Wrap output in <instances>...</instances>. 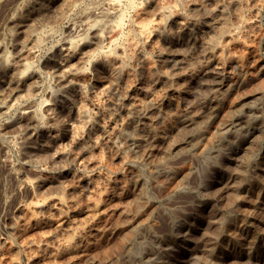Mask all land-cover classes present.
I'll return each instance as SVG.
<instances>
[{
	"label": "rangeland",
	"instance_id": "374dc122",
	"mask_svg": "<svg viewBox=\"0 0 264 264\" xmlns=\"http://www.w3.org/2000/svg\"><path fill=\"white\" fill-rule=\"evenodd\" d=\"M25 1L0 0V44L14 58L15 41L5 22L23 14L26 23L20 31L24 38L35 39L28 62L38 80L35 91L19 95L20 102L51 105L39 118L57 141L41 140V151L24 156L18 142L27 120H16L15 107L6 119L0 118V264H264V0H161L173 1L168 5L176 10L179 28L185 29L178 32V26L169 25L167 38L151 33L145 41L134 30L155 18V11L145 4L134 6L137 0H121L119 41L100 50L124 51H118V76L116 65L98 63L101 56L85 64L73 80L84 83L80 100L72 92L48 96L58 84L55 67L47 60L50 50L70 37V30L76 40L83 37L82 23L94 18L116 21L114 16L101 17L112 12L108 0H41V5L30 0L27 9ZM70 2L74 7L64 10ZM88 11L95 17H84ZM191 24L198 28L190 29ZM163 52L175 60L167 67L159 56ZM211 56L220 72L200 75ZM214 102L217 113L209 116L208 106ZM235 117L242 118L243 129L239 126L233 137L220 134L223 123ZM128 120L134 123L127 130ZM44 202V209L36 208Z\"/></svg>",
	"mask_w": 264,
	"mask_h": 264
},
{
	"label": "bare ground",
	"instance_id": "6f19581e",
	"mask_svg": "<svg viewBox=\"0 0 264 264\" xmlns=\"http://www.w3.org/2000/svg\"><path fill=\"white\" fill-rule=\"evenodd\" d=\"M12 1V0H11ZM121 0H108V6L110 8V10L112 12H108V9H107V12L108 13H104L101 17L102 18H107V17H110L112 18L114 16V18L116 17V21L114 22H110V21H104V19H101V20H98L96 18H94V20H92L91 22H85V23H82V33H83V37H81L80 39L76 40L75 37H77V35H74V30H70L69 34H70V37H68V39L64 40L63 42H60L58 45L54 46L52 48V50H50V54H49V57H48V60L47 62L48 63H51L52 64V67L54 66V78L53 79L55 81V83L57 82L58 84V87L56 88V91H53L51 92L48 96H51L52 97H55L56 93L59 92V93H68V92H72L75 96V100H80L82 98V95H81V86L80 84H76L74 80V78L80 74V70L81 68H83V66L85 64H91L90 62L91 61H94L93 59H96L97 60V57L98 56H101V58L99 59L98 63L104 67H108V65L111 66L112 65H116V67L114 68L117 72H115V76H118V72L120 70V65L117 66V64H120L122 63V58L118 51H120L122 54H124L123 50L116 47L114 49V52H108L110 50H108L107 52H103V51H100L102 46L103 45H107L108 47H115V45L117 44V42L119 41V37H120V25H121V17L122 15H117L118 14V9H119V3H120ZM171 1V0H170ZM206 2V0H204ZM212 1V0H211ZM244 1V0H242ZM241 1V2H242ZM246 1V0H245ZM248 1V0H247ZM7 2V1H6ZM5 2V3H6ZM35 2V0H34ZM41 0H36L35 3L37 4H40L41 5ZM98 2V0H97ZM122 2V1H121ZM229 2V1H228ZM14 3V2H13ZM34 3V4H35ZM83 3V2H82ZM101 3V2H100ZM103 3H104V0H103ZM167 2H165L164 4V1L163 3L161 2V0H137L136 4L134 6H138V5H143L144 7L147 5L149 8H151V11L154 10L155 11V18H152V20H150L147 24L144 25H141V26H136L135 27V30L140 41H145V39L149 36V34L151 35V33H155L159 36H162L164 39L165 37L167 38V36H169V32L172 28H170V26H178V32H181V30H184L185 28H179L181 26V24L179 25V22L177 23L178 20V15L176 14V10L174 8V6L171 4L168 5L169 3H173L172 2H168V4H166ZM182 3V2H181ZM185 3V2H184ZM183 3V4H184ZM208 3V2H207ZM225 3V2H224ZM22 4V3H21ZM48 4V3H47ZM32 5V1L30 2V0H26L25 1V5H23L25 7V9L31 7ZM58 5V4H57ZM63 5V4H62ZM176 5V4H175ZM222 5V4H221ZM5 6V5H4ZM53 6V5H52ZM61 6V5H60ZM73 6V3L70 2V3H67L66 5H64V10L66 11H70V9L72 8ZM133 6V5H132ZM177 6V5H176ZM181 6V5H180ZM197 6V5H196ZM215 6V5H214ZM225 6V4H224ZM231 6V5H230ZM8 7V6H7ZM14 7V6H13ZM18 7V6H17ZM59 7V6H58ZM62 7V6H61ZM60 7V8H61ZM74 7V6H73ZM89 7V6H88ZM100 7V6H99ZM147 7V8H148ZM185 7V6H184ZM199 7V6H198ZM203 7V6H202ZM9 8V7H8ZM23 8V7H22ZM35 8V7H34ZM42 8V7H41ZM57 8V7H56ZM98 8V7H97ZM177 8V7H176ZM197 8V7H196ZM201 8V7H200ZM210 8V7H209ZM237 8V7H236ZM3 9V8H2ZM20 9V8H18ZM24 9V8H23ZM47 9V8H46ZM100 9V8H99ZM102 9V8H101ZM104 9V8H103ZM186 9V8H185ZM191 9V8H190ZM235 9V8H234ZM238 9V8H237ZM246 9V8H245ZM13 10V9H12ZM55 10V9H54ZM132 10V9H131ZM140 10H141V7H140ZM178 10V9H177ZM184 10V9H183ZM205 9H203L204 11ZM210 10V9H208ZM212 10V9H211ZM227 10V9H226ZM247 10V9H246ZM7 11V10H6ZM28 11V10H27ZM39 11V10H38ZM93 11V10H92ZM99 11V10H98ZM104 11V10H103ZM189 11V10H188ZM235 11V10H234ZM19 12V11H18ZM21 12V11H20ZM63 12V11H62ZM106 12V10H105ZM139 12V11H138ZM141 12V11H140ZM179 12V11H178ZM192 12V11H191ZM190 12V13H191ZM28 13V12H27ZM60 12L57 10L56 14H59ZM100 13V12H99ZM208 13V12H207ZM234 13V12H233ZM25 14V13H24ZM49 14V13H48ZM66 14V13H65ZM70 14V13H69ZM86 14V13H85ZM113 14V15H112ZM142 14V13H140ZM187 14V12H186ZM185 14V15H186ZM237 14V13H236ZM246 14V13H245ZM26 15V14H25ZM36 15V14H35ZM93 15V12H89L88 11V14H86V16L84 15V17H90ZM148 15V14H147ZM198 15V14H196ZM227 15V14H226ZM225 15V16H226ZM233 15V14H232ZM242 15V14H241ZM8 16V15H6ZM67 16V15H66ZM112 16V17H111ZM234 16V15H233ZM239 16V15H238ZM82 17V16H80ZM88 17V18H89ZM95 17V16H92V18ZM97 17V16H96ZM141 17V16H140ZM143 17V16H142ZM227 17V16H226ZM247 17V16H246ZM245 17V19H246ZM24 18V15L21 14L20 17H17V16H9V18L6 19V26H8L10 28V32L12 31V33H10V37L13 38V41H15V54H14V58H10L9 55H7L3 49V46L2 44H0V74L2 75L0 77V87H1V90H0V118L2 117H5L4 119H6V116L12 111L13 107L17 108L18 109V118L16 120H21L23 118H25L28 122V126H26L25 129H23V133H22V137H21V142H18L20 143V145L18 146L20 149V152L25 156L26 154H30V153H33V152H39L41 151V140H50L51 141H57L56 140V137L53 136V135H50V133H47L46 130L41 126V117L39 118V116L41 115V112H43V110L45 111L46 110V113L47 110L49 109V107H51V105L49 104H44V106L42 104H39L38 106H35V105H26V104H22L20 102L21 96H19L21 93L23 94V92H25V96L26 94H31L33 91L36 90V84H37V81L38 80V77L36 75V73L33 71H31V65L30 63L28 62V60L34 56V49H35V46H34V43H35V39L34 38H29L27 39L28 37H25L23 36V32L20 31V30H23L22 28L25 26V18ZM49 18V17H48ZM47 18V19H48ZM100 18V17H99ZM134 18V17H133ZM137 18V17H136ZM249 18V17H248ZM23 19V20H22ZM67 19V18H65ZM183 19V18H182ZM181 19V20H182ZM236 19V18H235ZM234 19V20H235ZM239 19V18H238ZM36 20V19H35ZM34 20V21H35ZM39 20V19H38ZM50 20V18H49ZM58 20V19H57ZM83 19H81L82 21ZM86 20V19H85ZM205 20V18H204ZM59 21V20H58ZM84 21V20H83ZM142 21V19L140 20ZM140 21H139V24H140ZM184 21V20H183ZM223 21V20H222ZM231 21V20H230ZM247 21V20H246ZM28 22V21H27ZM37 22V21H36ZM42 22V21H41ZM49 22V21H48ZM53 22V21H52ZM57 22V21H56ZM143 22V21H142ZM147 22V21H146ZM187 22V21H186ZM249 22V21H248ZM247 22V23H248ZM39 23V22H38ZM72 23V22H71ZM183 23V22H182ZM185 23V22H184ZM204 23V22H203ZM214 23V22H213ZM227 23V22H226ZM53 24V23H52ZM137 24H138V21H137ZM142 24V23H141ZM209 24V23H208ZM212 24V23H211ZM232 24V23H231ZM31 25V24H30ZM170 25V26H169ZM242 25V24H241ZM33 26V25H32ZM169 26V28H168ZM183 26V25H182ZM221 26V25H220ZM243 26V25H242ZM79 27V26H78ZM190 29L191 28H194L196 29L195 27L196 24H191L188 26ZM201 27V26H200ZM216 27V26H215ZM230 27V26H229ZM73 28V27H72ZM175 28V27H174ZM187 28V27H186ZM198 28V27H197ZM203 28V27H201ZM37 29V28H36ZM243 29V28H242ZM246 29V28H245ZM27 30V29H25ZM175 30V29H174ZM177 30V29H176ZM193 30V29H192ZM204 30V29H203ZM227 30V29H226ZM229 30V29H228ZM48 31V30H47ZM201 31V30H200ZM199 31V32H200ZM219 31V30H217ZM231 31V30H230ZM237 31V30H236ZM8 32V31H7ZM26 32V31H25ZM129 32V31H128ZM173 32V30H172ZM175 32V31H174ZM176 32V33H178ZM184 32V31H183ZM190 32V31H189ZM79 33V32H78ZM131 33V32H130ZM171 33V32H170ZM39 34V33H38ZM30 35V34H29ZM65 35V34H64ZM133 35V34H132ZM131 35V36H132ZM210 35V34H209ZM43 36V35H42ZM75 36V37H74ZM82 36V35H81ZM175 36V35H173ZM205 36V34H204ZM215 36V35H214ZM230 36V35H229ZM235 36V35H234ZM238 36V35H237ZM244 36V35H243ZM182 37V36H181ZM184 37V36H183ZM186 37V35H185ZM212 37V36H211ZM1 38V37H0ZM4 38V37H3ZM78 38V37H77ZM197 38V37H196ZM201 38V37H200ZM208 38V37H207ZM46 39V38H45ZM129 39V38H128ZM135 39V38H134ZM148 39V38H147ZM214 39V38H213ZM121 40V39H120ZM178 40V39H177ZM185 40V39H184ZM188 40V39H187ZM207 40V39H206ZM218 40V39H217ZM129 41V40H128ZM137 41V40H136ZM165 41V40H164ZM167 41V40H166ZM165 41V42H166ZM173 41V40H172ZM201 41V40H200ZM205 41V40H204ZM228 41V40H226ZM225 41V42H226ZM126 42V40H125ZM161 42V40H160ZM209 42V41H208ZM207 42V43H208ZM216 42V41H215ZM232 42V41H231ZM230 42V43H231ZM236 42V41H235ZM6 43V42H5ZM52 43V42H51ZM56 43V42H55ZM132 43V42H131ZM138 43V42H137ZM155 43V42H153ZM152 43V44H153ZM192 43V41H191ZM193 43H196V40L193 41ZM211 43V42H210ZM10 44V43H9ZM13 44V43H12ZM127 44V43H126ZM142 44V42H141ZM239 44V43H238ZM50 45V44H49ZM54 45V44H52ZM183 45V44H182ZM186 45V44H185ZM188 45V44H187ZM127 46V45H126ZM138 46V45H136ZM141 46V45H140ZM178 46V45H177ZM122 47V46H121ZM150 47V46H149ZM219 47V45H218ZM134 48V47H133ZM168 48V47H167ZM229 48V47H228ZM9 49V48H8ZM124 49V48H123ZM140 49V48H139ZM203 49V48H202ZM133 50V49H132ZM131 50V52H132ZM170 50V49H169ZM178 50V49H177ZM182 50V49H181ZM209 50V49H208ZM222 50V48H221ZM162 51V50H161ZM195 51V50H193ZM230 51V50H229ZM118 52V53H117ZM127 50L125 49V54L128 55V53H126ZM129 52V51H128ZM170 52V51H169ZM175 52V51H174ZM198 52V51H197ZM203 52V51H202ZM220 52V51H219ZM226 52V51H225ZM228 52V51H227ZM115 53V54H114ZM171 53V52H170ZM169 53V54H170ZM179 53V52H178ZM182 53V52H181ZM180 53V54H181ZM187 53V52H186ZM199 53V52H198ZM222 53V52H221ZM130 54V53H129ZM133 54V53H132ZM224 54V53H223ZM126 55V56H127ZM131 55V54H130ZM183 55V54H182ZM205 55V54H203ZM211 55V54H209ZM232 55V54H231ZM123 56V55H122ZM132 56V55H131ZM140 56V55H139ZM160 59H162V66L163 67H167V65H169V63L171 62V60L173 59V57L171 55H167V54H164L161 53L160 55ZM217 56V55H216ZM215 56V57H216ZM223 56V55H222ZM228 56V55H227ZM38 57V56H37ZM128 57V56H127ZM134 57V56H133ZM144 57V56H143ZM175 57V56H174ZM129 58V57H128ZM131 58V57H130ZM150 58V57H149ZM177 58V56H176ZM201 58V57H200ZM204 58V57H203ZM218 58V57H217ZM125 58H123L124 60ZM148 59V58H147ZM227 59V58H226ZM229 59V58H228ZM145 61V59H144ZM173 61H175L173 59ZM177 61V60H176ZM180 60H178L177 62H179ZM201 61V60H200ZM203 61V60H202ZM228 61V60H227ZM129 62V61H128ZM139 62V61H138ZM141 62V61H140ZM190 62V61H189ZM96 63V62H94ZM182 63V62H181ZM187 63V62H186ZM199 63V62H198ZM218 63V62H217ZM223 63V62H222ZM152 64V63H151ZM175 64V62H174ZM178 64V63H177ZM219 64V63H218ZM224 64V63H223ZM48 65V64H47ZM124 65V63H123ZM133 65V64H132ZM149 65V64H148ZM180 65V64H179ZM187 65V64H186ZM195 65V64H194ZM221 65V64H220ZM219 65V67H220ZM235 65V64H234ZM46 66V64H45ZM49 66V65H48ZM122 66V65H121ZM131 66V65H130ZM153 66V65H152ZM178 66V65H177ZM225 66V65H224ZM51 67V65H50ZM133 67V66H132ZM144 67V66H143ZM48 68V67H47ZM153 68V67H152ZM151 68V69H152ZM156 68V67H155ZM159 68H161V66H159ZM186 68V67H185ZM222 68L224 69V67L222 66ZM233 68V67H232ZM53 69V68H52ZM55 69H57L55 71ZM148 69V68H147ZM164 69V68H163ZM168 69V68H165V70ZM175 69V68H172V70ZM189 69V68H188ZM192 69V68H191ZM221 68H218L217 67V64L215 63L214 59L212 58H206V60L203 62V65L201 67V71H200V75L203 73V74H206V73H219ZM234 69V68H233ZM231 69V71L233 70ZM236 69V67H235ZM239 69V68H238ZM243 69V68H242ZM259 69V68H258ZM93 70V69H92ZM121 70H123L121 68ZM125 70V68H124ZM146 70V69H145ZM155 70V69H154ZM159 70V69H158ZM199 70V69H198ZM50 71V70H49ZM164 71V70H163ZM179 71V70H178ZM181 71V70H180ZM186 71V70H185ZM235 71V70H234ZM237 71V69H236ZM235 71V72H236ZM240 71V70H239ZM108 72V71H107ZM158 72H161L158 71ZM242 72V71H241ZM50 73V72H49ZM52 73V74H53ZM110 73V72H109ZM127 73V72H126ZM143 73V72H142ZM228 73V72H227ZM232 73V72H231ZM129 74V73H128ZM127 74V75H128ZM144 74V73H143ZM85 75V74H84ZM83 75V76H84ZM130 75V74H129ZM175 75V74H174ZM178 75V74H177ZM216 75V74H215ZM240 75V74H239ZM137 76V75H136ZM162 76H164L162 74ZM168 76H171L168 75ZM194 76V75H193ZM204 76V75H203ZM237 76V75H236ZM146 77V76H145ZM172 77V76H171ZM170 78V77H169ZM226 78V77H225ZM231 78H232V75H231ZM242 78V77H241ZM103 79V78H101ZM100 79V80H101ZM148 79V78H147ZM201 79V78H200ZM228 79V78H227ZM240 79V78H239ZM77 80V79H76ZM106 80V79H105ZM185 80V79H184ZM209 80V79H208ZM230 80V79H228ZM226 80V81H228ZM235 80V79H234ZM243 80V79H242ZM40 81V80H39ZM92 81V80H91ZM188 81V80H187ZM192 81V80H191ZM195 81V80H194ZM199 81V80H198ZM204 81V79H203ZM222 81V80H220ZM51 82V81H50ZM152 82V81H151ZM213 82V81H212ZM231 82V81H230ZM82 83V82H81ZM113 83V82H112ZM131 83V82H130ZM136 83V82H135ZM157 83V82H156ZM201 83V82H200ZM216 83V82H215ZM229 83V82H228ZM237 83V82H236ZM162 84H164L162 82ZM189 84V83H188ZM235 84V83H234ZM111 85V84H110ZM198 85V84H197ZM222 85V84H221ZM233 85V84H232ZM241 85V84H240ZM53 86V85H52ZM112 86V85H111ZM161 86V85H160ZM180 86V85H179ZM183 86V85H181ZM223 86V85H222ZM237 86V85H236ZM56 87V85H55ZM104 87V86H103ZM126 87V86H125ZM194 87V86H193ZM116 88V87H115ZM122 88V87H121ZM135 88V87H134ZM149 88V87H148ZM152 88V87H151ZM164 88V87H163ZM180 88V87H179ZM195 88V87H194ZM110 89V88H109ZM158 89V88H157ZM166 89V88H165ZM53 90V89H52ZM139 90V89H138ZM190 90V89H189ZM235 90V89H234ZM162 91V90H161ZM121 92V91H120ZM140 92V91H139ZM177 92V91H176ZM35 93V92H34ZM171 93V92H170ZM23 94V95H24ZM71 94V93H70ZM69 94V95H70ZM102 94V93H101ZM123 94V93H122ZM22 95V96H23ZM64 95V94H63ZM62 95V96H63ZM100 95V93H99ZM98 95V96H99ZM263 95V94H262ZM24 96V97H25ZM32 96V95H30ZM169 96V95H168ZM185 96V95H184ZM67 97V96H66ZM122 97V96H121ZM159 97V96H158ZM29 98V96H28ZM57 98H59L57 96ZM64 98V97H62ZM70 97H68L69 99ZM73 98V97H72ZM71 98V101H73ZM125 98V97H124ZM135 98V97H134ZM140 98V97H139ZM45 99V97H44ZM98 99V98H97ZM130 99V98H129ZM132 99V98H131ZM136 99V98H135ZM28 100V99H27ZM33 100V99H32ZM49 100V99H48ZM61 100V99H60ZM102 100V99H100ZM146 100V99H144ZM151 100V99H150ZM173 100V99H172ZM46 101V100H45ZM50 101V100H49ZM143 101V100H141ZM148 101V100H147ZM160 101V100H159ZM29 102V101H28ZM32 102V101H31ZM40 102V101H39ZM52 102V100H51ZM55 101H53L54 103ZM67 102V101H65ZM74 102V101H73ZM98 102V101H97ZM138 102V100H137ZM161 102V101H160ZM175 102V101H174ZM179 102V101H178ZM43 103V102H42ZM46 103V102H45ZM63 103V101H62ZM70 103V102H69ZM75 103V102H74ZM139 103V102H138ZM144 103V102H143ZM152 103V102H151ZM159 103V102H158ZM164 103V102H163ZM58 104V107H59V102L57 103ZM77 104V102H76ZM80 104V103H79ZM82 104V103H81ZM136 104V103H134ZM141 105V103H139ZM56 105V104H55ZM63 105V104H62ZM139 105V106H140ZM148 105V104H147ZM17 106V107H16ZM54 106V105H52ZM103 106V105H101ZM106 106V105H105ZM156 106V105H155ZM62 107V106H61ZM65 107H67V105H65ZM135 107V106H134ZM137 107V106H136ZM141 107V106H140ZM144 107V106H143ZM56 108V107H54ZM54 108H51V109H54ZM70 108V106H69ZM103 108V107H102ZM138 108V107H137ZM206 108V107H205ZM210 108V109H209ZM60 109V107H59ZM66 109V108H65ZM71 109V108H70ZM73 109V108H72ZM76 109V108H75ZM74 109V110H75ZM99 109V108H98ZM105 109V107L103 108ZM126 109V108H125ZM151 109V108H150ZM79 109H77L78 111ZM81 110V109H80ZM84 110V108H83ZM116 110V109H115ZM128 110V109H127ZM138 110V109H136ZM217 104L214 102L212 103L211 106H208V110H207V113L209 114V116H212L214 115L215 113H217ZM50 111V110H49ZM53 111V110H51ZM82 111V110H81ZM112 111V110H111ZM118 111V110H117ZM121 111V110H120ZM140 111V110H139ZM248 111V110H247ZM57 112V110H56ZM83 112V111H82ZM85 112V110H84ZM83 112V113H84ZM17 113V112H16ZM52 113V112H51ZM78 113V112H76ZM89 114V112H87ZM104 113V111H103ZM112 113V112H111ZM116 113V112H115ZM138 113V111H137ZM144 113V111L142 112ZM141 113V115H142ZM155 113V112H154ZM183 113V112H182ZM43 114V113H42ZM60 114V113H59ZM62 114V113H61ZM85 114V113H84ZM97 114V113H96ZM129 114V113H128ZM238 114V113H237ZM79 115V114H78ZM193 115V114H192ZM217 115V114H216ZM247 115V114H246ZM250 115H251V112H250ZM80 116H81V113H80ZM87 116L89 115H86V117L84 116L83 118H87ZM119 116V115H118ZM152 116V115H151ZM215 116V115H214ZM63 117V116H62ZM68 117V116H67ZM115 117V116H114ZM120 117V116H119ZM167 117V116H166ZM205 117V116H204ZM220 117V116H219ZM234 117V116H233ZM8 118V117H7ZM66 118V117H65ZM69 118V117H68ZM74 118V117H73ZM82 118V117H81ZM95 118V117H94ZM160 118V117H158ZM3 119V118H2ZM44 119V118H43ZM49 119V118H48ZM117 119V118H116ZM119 119V118H118ZM138 119V118H137ZM143 119V118H142ZM140 119V120H142ZM64 120V119H63ZM74 120V119H73ZM189 120V119H188ZM247 120V119H246ZM245 120V121H246ZM14 121V120H13ZM24 121V120H23ZM66 121V120H65ZM181 121V120H180ZM191 120H189L190 122ZM213 121V120H212ZM1 122V121H0ZM137 122V120L135 121V123ZM163 122V121H162ZM214 122V121H213ZM248 122V121H247ZM12 123V122H11ZM15 123V122H14ZM12 123V125L14 124ZM47 123V122H46ZM56 122H54L55 124ZM66 123V122H65ZM132 123V120H128V123L125 125L126 128L125 129H129V125H131ZM134 123V122H133ZM132 123V124H133ZM243 123V120L241 117H235L234 119L228 121V122H225L223 123V125L221 126V131L222 135L224 136H234L236 133H237V129L242 127L240 126L241 124ZM18 124L17 123V127H18ZM207 124V123H206ZM211 124V123H210ZM214 125V123H212ZM219 124V123H218ZM7 125H10L7 124ZM68 125V124H67ZM120 125V124H119ZM136 125V124H134ZM174 125V124H173ZM3 126L4 128V125H1ZM6 126V125H5ZM15 126V125H14ZM102 126V125H101ZM117 126V124H116ZM128 126V127H127ZM154 126V125H153ZM158 126V125H157ZM185 126V125H184ZM183 126V127H184ZM240 126V127H239ZM246 126V125H245ZM16 127V126H15ZM67 127V126H66ZM83 127V126H81ZM114 127V126H113ZM118 127V126H117ZM123 127V126H122ZM142 127V126H141ZM182 127V126H181ZM57 128V126H56ZM61 128V127H60ZM87 128V127H86ZM115 128V127H114ZM124 128V127H123ZM122 128V130H123ZM131 128V127H130ZM151 128V127H150ZM218 128V127H217ZM13 129V128H12ZM21 129V130H22ZM59 129V128H58ZM82 129V128H81ZM98 129V128H97ZM243 129V127H242ZM1 130V129H0ZM114 130V129H113ZM142 130V129H141ZM146 130V129H145ZM218 130V129H217ZM69 131V130H68ZM132 131V130H131ZM144 131V130H143ZM148 131V130H147ZM155 131V130H153ZM13 132V131H12ZM18 132V131H17ZM77 132V131H75ZM81 132V131H80ZM119 132V131H118ZM138 132V131H137ZM140 132V131H139ZM142 132V131H141ZM150 132V131H149ZM192 132V131H191ZM202 132V131H200ZM1 133V132H0ZM4 133V132H3ZM117 133V131H116ZM123 133V131H122ZM128 132L125 131V134H127ZM156 133V132H155ZM193 133V132H192ZM191 133V134H192ZM204 133V132H203ZM244 133V132H243ZM5 134V133H4ZM17 134V133H16ZM15 134V135H16ZM20 134V132H19ZM69 134V133H68ZM77 134V133H76ZM76 134L74 136H76ZM90 134V133H89ZM94 134V133H93ZM98 134V133H97ZM121 134V133H120ZM123 134V135H125ZM143 134V133H142ZM152 134V133H151ZM190 134V133H189ZM201 134V133H200ZM2 135V133H1ZM21 135V134H20ZM79 135V134H78ZM118 135V134H117ZM148 135V134H147ZM165 135V134H164ZM122 136V135H121ZM138 136H142V135H137ZM144 136V135H143ZM146 136V135H145ZM163 136V135H162ZM240 136V135H239ZM13 137V136H12ZM104 137V136H103ZM119 137V135H118ZM117 137V138H118ZM124 137V136H123ZM131 137V136H130ZM150 137V135H149ZM152 137V135H151ZM3 138V137H2ZM14 138V137H13ZM97 138V137H96ZM102 138V137H101ZM114 138V137H113ZM116 138V137H115ZM126 138V137H125ZM132 138V137H131ZM134 138V137H133ZM136 138V136H135ZM147 138V137H146ZM144 138V139H146ZM5 139V138H4ZM10 139V138H9ZM7 139V140H9ZM112 139V138H111ZM235 139V138H234ZM14 140V139H13ZM74 140V139H73ZM110 140V139H109ZM148 140V139H147ZM1 141V140H0ZM11 141V139H10ZM17 141V140H16ZM68 141V140H67ZM89 141H91L89 139ZM124 141V140H123ZM137 142V140H133L132 143H135ZM143 141V138L142 140ZM152 141V140H151ZM188 141V140H187ZM235 141V140H234ZM3 142V141H2ZM12 142V141H11ZM87 142V141H86ZM145 142V140H144ZM148 142V141H146ZM53 143V142H52ZM71 143V142H70ZM73 143V142H72ZM105 143V142H104ZM138 143V142H137ZM155 143V142H154ZM189 143V142H188ZM234 143V142H233ZM7 144V143H6ZM58 144V143H57ZM64 144V143H63ZM85 144V143H84ZM116 144V143H115ZM120 144V143H119ZM131 144V143H130ZM139 144V143H138ZM137 144V145H138ZM144 144V143H143ZM150 144V142L148 143ZM232 144V143H230ZM17 145V144H16ZM43 145V144H42ZM123 145V144H122ZM121 145V146H122ZM128 145V144H127ZM151 145V144H150ZM7 146V145H6ZM82 146V145H81ZM93 146V145H92ZM136 146V145H135ZM134 146V148H135ZM140 146V145H139ZM196 146V145H194ZM5 147V146H4ZM59 147V146H58ZM68 147V146H67ZM75 147V146H74ZM94 147V146H93ZM115 147V146H114ZM153 147V146H152ZM200 147V146H199ZM85 148V147H83ZM107 148V147H106ZM116 148V147H115ZM139 148V147H138ZM149 148H151L149 146ZM5 149V148H4ZM10 149V148H9ZM16 149V148H15ZM45 149V148H44ZM70 149V148H69ZM68 149V150H69ZM128 149V148H127ZM131 149V147H130ZM129 149V151H131ZM190 149V148H189ZM195 149V148H194ZM200 149V148H199ZM71 150V149H70ZM93 150V149H92ZM196 150V149H195ZM64 151V150H63ZM62 151V152H63ZM53 152V151H52ZM65 152V151H64ZM96 152V151H95ZM43 153V152H42ZM84 153V152H83ZM127 153V152H126ZM138 153V152H137ZM174 153V152H173ZM5 154V153H4ZM48 154V153H47ZM97 154V153H96ZM117 154V153H116ZM1 155V154H0ZM3 155V154H2ZM90 155V154H89ZM29 156V155H28ZM38 156V155H37ZM92 156V155H91ZM22 157V155H21ZM27 157V156H26ZM51 157V156H50ZM55 157V156H54ZM77 157V156H76ZM80 157V156H79ZM94 157V156H93ZM139 157V156H137ZM38 158V157H37ZM44 158V157H43ZM83 158V157H82ZM2 159V158H1ZM25 159V158H23ZM46 159V157H45ZM74 159V158H73ZM89 159V158H88ZM95 159V158H94ZM98 159V158H97ZM145 159V158H144ZM9 160H12L9 159ZM8 160V161H9ZM26 160V159H25ZM72 160V159H71ZM101 160V159H100ZM24 161V160H23ZM31 161V160H30ZM33 161V159H32ZM31 161V162H32ZM37 161V160H36ZM70 161V160H69ZM89 161V160H88ZM95 161V160H94ZM120 161V160H119ZM22 162V160H21ZM59 162V161H58ZM68 162V161H67ZM7 163V162H6ZM29 163V162H28ZM74 163V162H73ZM33 164V163H32ZM5 165V164H4ZM8 165V164H6ZM29 165V164H28ZM47 165V164H46ZM52 165V164H51ZM85 165V164H84ZM94 165V164H93ZM99 165V163L97 164ZM41 166V165H40ZM64 166V165H63ZM68 166V165H67ZM16 167V166H15ZM32 167V166H31ZM43 168V167H42ZM9 169V168H7ZM31 169V168H30ZM51 169V167H50ZM83 169V168H82ZM11 170V169H9ZM80 170V169H79ZM85 170V169H84ZM90 170V169H89ZM20 171V170H19ZM77 171V170H76ZM83 171V170H82ZM81 171V172H82ZM11 172V171H10ZM74 172V171H73ZM156 172V171H155ZM21 173V172H20ZM14 174V173H13ZM23 174V173H22ZM12 175V174H11ZM18 175V174H17ZM72 175V174H71ZM16 176V175H15ZM13 177V176H12ZM15 178V177H14ZM21 178V176H20ZM45 178V177H44ZM75 178V177H74ZM82 178V177H81ZM85 178V177H84ZM23 179V178H22ZM28 179V178H27ZM4 180V179H3ZM17 180V179H16ZM30 180V179H29ZM67 180V179H66ZM9 181V180H8ZM64 181V180H63ZM62 181V183H63ZM74 181V180H73ZM17 182V181H16ZM59 182V181H58ZM11 183V182H10ZM20 183V182H19ZM18 183V184H19ZM3 184V183H2ZM64 184V183H63ZM20 185V184H19ZM22 185L27 186V183L25 182H22ZM21 185V187H22ZM35 185V184H34ZM59 185V184H58ZM29 186V185H28ZM20 188V186H18ZM57 187V186H56ZM60 187V185L58 186ZM78 187V186H77ZM82 187V186H81ZM87 187V186H86ZM18 188V190H19ZM34 188V186H33ZM55 188V187H54ZM62 188V187H61ZM21 189V188H20ZM29 189V188H28ZM66 189V188H65ZM87 189V188H86ZM50 190V189H49ZM54 190V189H53ZM10 191V190H9ZM17 192V191H15ZM14 192V193H15ZM26 192V191H25ZM13 193V194H14ZM56 193V192H55ZM65 193V192H64ZM5 194V193H4ZM25 194V193H24ZM63 194V193H62ZM16 195V194H15ZM9 196V195H8ZM61 196V195H60ZM72 196V195H71ZM11 197V196H10ZM28 197V196H27ZM59 197V196H58ZM32 198V197H31ZM52 198V197H51ZM55 198V197H54ZM15 199V198H14ZM44 199V198H43ZM56 199V198H55ZM63 199V198H62ZM71 199V198H70ZM1 200V199H0ZM13 200V199H12ZM21 200V199H20ZM33 200V199H32ZM45 200V199H44ZM47 200V199H46ZM25 201V200H24ZM65 201V200H64ZM24 203V202H22ZM31 203V202H30ZM46 202H44V204H39L38 205L36 204V208H39V209H44L46 207L45 205ZM57 203V202H56ZM63 203V202H61ZM7 204V203H6ZM16 204V203H15ZM25 204V203H24ZM24 204H21L22 206ZM35 204V203H34ZM20 205V204H19ZM18 205V206H19ZM28 205V204H26ZM34 206V207H35ZM57 206V205H56ZM59 207V206H58ZM63 207V206H62ZM70 207V206H69ZM16 208V207H15ZM24 208V207H22ZM77 208V207H76ZM33 210V209H32ZM117 210V209H116ZM41 211V210H40ZM73 211V210H72ZM26 212V211H25ZM37 212V211H36ZM15 213V212H14ZM32 214V213H31ZM41 214V213H40ZM47 214V213H46ZM51 214V213H50ZM65 215V214H64ZM50 216V215H49ZM16 217V216H15ZM14 217V218H15ZM20 218V217H19ZM26 218V217H25ZM66 218V217H65ZM19 220V219H18ZM34 220V219H33ZM36 220V219H35ZM40 220V219H39ZM30 223V222H29ZM68 223V222H67ZM19 226V225H18ZM12 227V226H11ZM24 228V227H23ZM22 228V229H23ZM26 228V227H25ZM63 228V227H62ZM70 228V227H69ZM92 228V227H91ZM14 229V228H13ZM11 229V230H13ZM68 229V228H66ZM78 229V228H77ZM82 229V228H81ZM25 230V229H24ZM69 230V229H68ZM95 230V229H94ZM97 230V229H96ZM132 231V230H131ZM73 232V230L71 231ZM76 232V231H75ZM10 233V232H9ZM12 233V232H11ZM18 235V234H17ZM73 235V234H72ZM75 235V234H74ZM86 237V236H85ZM9 238V237H8ZM7 238V239H8ZM84 239V238H83ZM70 240V239H69ZM34 242V241H33ZM32 242V243H33ZM38 241H36L37 243ZM42 242V241H41ZM70 242V241H69ZM66 244V243H65ZM13 245V244H12ZM21 245V244H20ZM23 246V245H22ZM42 247V246H41ZM20 248V247H19ZM14 249V248H13ZM40 249V248H39ZM26 250V249H25ZM30 250V249H28ZM14 252V251H13ZM24 253V252H23ZM25 255V254H24ZM27 255V254H26ZM29 255V253H28ZM35 257V255H33ZM29 257V256H28ZM34 263V262H33ZM22 264V263H21Z\"/></svg>",
	"mask_w": 264,
	"mask_h": 264
}]
</instances>
